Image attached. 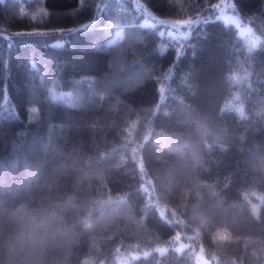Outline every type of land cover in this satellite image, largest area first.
Listing matches in <instances>:
<instances>
[{
	"label": "trees",
	"instance_id": "trees-1",
	"mask_svg": "<svg viewBox=\"0 0 264 264\" xmlns=\"http://www.w3.org/2000/svg\"><path fill=\"white\" fill-rule=\"evenodd\" d=\"M232 1L253 49L142 23L221 0H0V264L33 223L45 264H264V0Z\"/></svg>",
	"mask_w": 264,
	"mask_h": 264
},
{
	"label": "rangeland",
	"instance_id": "rangeland-1",
	"mask_svg": "<svg viewBox=\"0 0 264 264\" xmlns=\"http://www.w3.org/2000/svg\"><path fill=\"white\" fill-rule=\"evenodd\" d=\"M145 12L143 24L160 25V33L166 34L173 38H187L193 31V28L203 22H207L213 18L222 19L226 23H232L240 30V33L245 37L249 49L255 48L260 41L258 36L250 23L244 21L240 15L235 12L234 4L232 0H221V3L217 6L218 11L215 14H207L206 16H199L196 18L186 19H159L155 18L149 10L142 7ZM230 107H234L231 106ZM189 243H183L177 245V249L181 251L185 247H188ZM196 264H212L205 255L203 247H199L195 250ZM122 264H128L127 261H123Z\"/></svg>",
	"mask_w": 264,
	"mask_h": 264
},
{
	"label": "clouds",
	"instance_id": "clouds-1",
	"mask_svg": "<svg viewBox=\"0 0 264 264\" xmlns=\"http://www.w3.org/2000/svg\"><path fill=\"white\" fill-rule=\"evenodd\" d=\"M41 227L42 225L37 223L18 227L11 234L6 250L10 254L23 252L26 257H35L32 264H45V253L49 249L57 248L59 242L56 239L57 232L54 227L50 233L40 231Z\"/></svg>",
	"mask_w": 264,
	"mask_h": 264
},
{
	"label": "snow or ice",
	"instance_id": "snow-or-ice-1",
	"mask_svg": "<svg viewBox=\"0 0 264 264\" xmlns=\"http://www.w3.org/2000/svg\"><path fill=\"white\" fill-rule=\"evenodd\" d=\"M113 43H115V41H113ZM33 111H35V109H33Z\"/></svg>",
	"mask_w": 264,
	"mask_h": 264
}]
</instances>
